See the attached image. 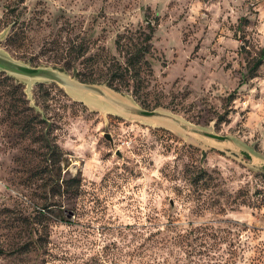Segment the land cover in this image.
<instances>
[{
    "label": "rangeland",
    "instance_id": "1",
    "mask_svg": "<svg viewBox=\"0 0 264 264\" xmlns=\"http://www.w3.org/2000/svg\"><path fill=\"white\" fill-rule=\"evenodd\" d=\"M255 13L247 0H0V47L54 64L58 42L73 38L88 49L69 72L108 82L151 22L148 62L114 84L264 162ZM33 97L42 113L0 71V264H264V171L249 158L94 110L55 83ZM60 172V183L82 178L79 194L56 193Z\"/></svg>",
    "mask_w": 264,
    "mask_h": 264
},
{
    "label": "water",
    "instance_id": "2",
    "mask_svg": "<svg viewBox=\"0 0 264 264\" xmlns=\"http://www.w3.org/2000/svg\"><path fill=\"white\" fill-rule=\"evenodd\" d=\"M8 30L0 33V39L7 36ZM0 71L15 78L17 82L25 84V93L30 105L37 111L43 112L36 105L33 97V88L39 83H55L63 88L75 100L81 101L94 110L115 113L122 117L138 119L149 123H158L161 126L171 127L186 135L199 140L224 142L231 145L239 153L249 158L255 165L264 171V162L256 155L238 145L234 138L221 135L197 125H193L183 118L160 108L147 109L136 102L129 95L110 86L108 82H87L80 80L76 74H71L65 68L54 64L33 65L16 58L9 51L0 47ZM114 146L111 133H106ZM121 155V152H118ZM173 204V202H172Z\"/></svg>",
    "mask_w": 264,
    "mask_h": 264
},
{
    "label": "trees",
    "instance_id": "3",
    "mask_svg": "<svg viewBox=\"0 0 264 264\" xmlns=\"http://www.w3.org/2000/svg\"><path fill=\"white\" fill-rule=\"evenodd\" d=\"M25 0H22L24 2ZM149 26L151 29L149 32H147L144 36V39L140 45H138L135 42H132V44H135L137 49L134 52H128L127 59L125 61V64H118L119 69L121 70V75L117 76V74H111L106 81H108L109 85L112 86L113 88L117 90H121L119 86H116L114 83L115 82H120L124 77H127V75L131 78H134L136 75L138 76L141 70L143 69V62L147 63L148 60L146 59V55L149 53V49L151 47V40L153 37L154 33V28L149 22ZM132 40V39H131ZM120 41V40H119ZM56 43V42H55ZM57 44V43H56ZM130 44L129 46H132ZM119 45L120 42H119ZM55 47V46H54ZM57 51L54 61V65L61 66L62 68H65L66 70L74 69L76 71L77 69L75 68V62L78 61V59H81L87 52L88 47L85 46V44L81 42H77L76 39L73 38H68V41L62 42V44L58 42L57 45ZM54 49V48H53ZM262 58V57H261ZM78 73V70H77ZM77 77L82 80V81H87L90 79H81L79 75L77 74ZM93 80V79H91ZM97 82V81H94ZM53 153L57 158L54 159L55 163H58L61 161L63 152L61 149H58L56 146L53 148ZM61 170V168H60ZM201 172L205 175L206 171L204 169L201 170ZM200 173V176L198 177L200 179H203L204 175ZM61 179V172L58 173L57 177V187L55 188L56 193L58 194H64V193H72L73 189L74 193L79 194L81 184H82V178L80 176H72L70 178H62V182L60 183ZM198 180V179H197ZM199 181V180H198ZM220 264V263H217Z\"/></svg>",
    "mask_w": 264,
    "mask_h": 264
},
{
    "label": "crops",
    "instance_id": "4",
    "mask_svg": "<svg viewBox=\"0 0 264 264\" xmlns=\"http://www.w3.org/2000/svg\"><path fill=\"white\" fill-rule=\"evenodd\" d=\"M255 11L256 13L254 14V16L257 17V23L255 24L254 28H256L258 31L257 40L260 46L264 48V5L260 6ZM250 17L251 16H249L248 18L250 19Z\"/></svg>",
    "mask_w": 264,
    "mask_h": 264
},
{
    "label": "built area",
    "instance_id": "5",
    "mask_svg": "<svg viewBox=\"0 0 264 264\" xmlns=\"http://www.w3.org/2000/svg\"><path fill=\"white\" fill-rule=\"evenodd\" d=\"M248 7L256 10L260 6L264 5V0H247Z\"/></svg>",
    "mask_w": 264,
    "mask_h": 264
}]
</instances>
